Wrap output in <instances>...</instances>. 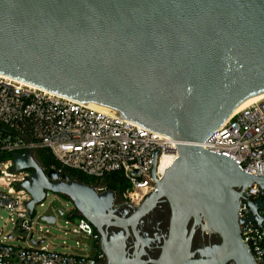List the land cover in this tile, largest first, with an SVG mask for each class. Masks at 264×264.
<instances>
[{
    "label": "water",
    "instance_id": "obj_1",
    "mask_svg": "<svg viewBox=\"0 0 264 264\" xmlns=\"http://www.w3.org/2000/svg\"><path fill=\"white\" fill-rule=\"evenodd\" d=\"M0 73L118 112L175 140L202 142L242 101L264 93V0H0ZM177 151L154 190L119 223L134 226L161 196L182 204L185 214L180 220L172 214L159 256L142 260L140 250L128 257L122 242L112 241L99 248L105 264H258L240 232L264 220L257 213L264 204L248 201L243 219L237 212L242 190L253 183L264 188V176L200 146L180 143ZM11 157L12 173L31 170L17 185L30 198V215L48 192L60 195L104 241L112 191L98 193L55 169L45 172L31 151ZM154 169L153 163L152 177ZM196 214L221 238L204 259L186 251L185 223ZM39 220L53 224L55 216ZM139 240L143 246L151 239Z\"/></svg>",
    "mask_w": 264,
    "mask_h": 264
},
{
    "label": "built area",
    "instance_id": "obj_2",
    "mask_svg": "<svg viewBox=\"0 0 264 264\" xmlns=\"http://www.w3.org/2000/svg\"><path fill=\"white\" fill-rule=\"evenodd\" d=\"M180 143L231 158L244 172L264 176V98L233 112L204 141L182 142L122 116L104 113L0 73V156L27 151L33 154L39 148H46L62 165L87 176L101 178L121 171L129 183L121 194L135 204L154 190L155 181L161 179L178 157ZM11 161L12 157L0 165ZM153 163L154 177L151 175ZM25 172L9 170L14 175L11 185L16 191H24L17 189V185L28 177L29 174L24 176ZM93 186L97 192L106 190L99 182ZM22 199L26 201L0 191V209L15 217L10 218L15 226L30 232L26 247L0 240V264H105L104 254L95 247L90 254H68L30 243L34 235L33 215L25 207L30 198ZM258 199L264 204V188L256 183L244 188L237 218H246L247 202ZM21 204L27 217L20 211ZM257 213L264 218V208ZM78 217L77 230L73 232L90 238L93 243L94 228L86 219ZM240 236L257 263L264 264V220L260 224L249 223Z\"/></svg>",
    "mask_w": 264,
    "mask_h": 264
},
{
    "label": "flooded vegetation",
    "instance_id": "obj_3",
    "mask_svg": "<svg viewBox=\"0 0 264 264\" xmlns=\"http://www.w3.org/2000/svg\"><path fill=\"white\" fill-rule=\"evenodd\" d=\"M30 171L31 170H26L24 176H27ZM105 191L108 190L106 189ZM112 192L114 193L113 202L103 213L104 216L109 217V221L112 222V224L103 225V242H101L102 235L94 229L96 234V238L93 242L94 247L99 249L102 244L109 247L112 241L118 242V244L122 242L121 247L125 251L126 256L134 257L136 253L142 250L140 259H156L161 252L163 239L168 233L171 216L174 214L176 219L180 220L185 214L183 205L176 202L171 204L168 198L161 196L156 204L137 220L134 226L128 225L124 228L119 225L120 221L128 219L141 201L132 204L126 201L118 191ZM73 211L74 214H76V210L74 209ZM185 232L186 238L190 235L186 250L190 259L206 258L209 250L219 245L221 242V238L218 234L205 228L204 221L198 214L189 216L186 220ZM122 236L125 237L122 239ZM139 239L151 240L142 246ZM145 264L154 263L148 262ZM225 264H233V262L228 261Z\"/></svg>",
    "mask_w": 264,
    "mask_h": 264
},
{
    "label": "rangeland",
    "instance_id": "obj_4",
    "mask_svg": "<svg viewBox=\"0 0 264 264\" xmlns=\"http://www.w3.org/2000/svg\"><path fill=\"white\" fill-rule=\"evenodd\" d=\"M10 167V163L0 165V191L13 194L24 202L26 200L22 198L27 197L28 194L24 191H16L15 187L11 185L14 175L9 174ZM16 176L19 177L20 175ZM19 208L27 217L22 204ZM73 210L72 203L66 198L50 192L47 193L44 201L36 205L35 214L32 217L33 224L31 226L34 234L32 239L34 241L44 239V242L38 245L39 247L68 254H90L94 250L90 238H82L73 232L77 230V224L79 223V217L74 215ZM43 214L54 215L55 222L47 224L39 220ZM11 217L13 220L15 219L14 216L0 209V240L15 246H29L28 237L30 232H24L18 226H15L14 222L10 220ZM9 235L12 238H7Z\"/></svg>",
    "mask_w": 264,
    "mask_h": 264
},
{
    "label": "trees",
    "instance_id": "obj_5",
    "mask_svg": "<svg viewBox=\"0 0 264 264\" xmlns=\"http://www.w3.org/2000/svg\"><path fill=\"white\" fill-rule=\"evenodd\" d=\"M33 157L45 172L50 169H55L60 173L68 175L71 179H77L78 181L86 184L93 185L96 182H99L107 190L114 192L118 191L120 194L129 186V183L125 181L121 171L110 172L101 178L87 176L77 170L62 165L61 162L53 156L51 151L46 148H39L35 150ZM10 158V154H4L0 156V162L9 160Z\"/></svg>",
    "mask_w": 264,
    "mask_h": 264
},
{
    "label": "bare ground",
    "instance_id": "obj_6",
    "mask_svg": "<svg viewBox=\"0 0 264 264\" xmlns=\"http://www.w3.org/2000/svg\"><path fill=\"white\" fill-rule=\"evenodd\" d=\"M27 84L31 85L32 87L36 88V89H39V90H45L47 92H50L51 94L53 95H56V96H59V97H63V98H66V99H69V100H72V101H75V102H78L82 105H85L87 107H91V108H94L96 110H99V111H102L104 113H107V114H111V115H118V116H122L126 119H129L130 121L138 124V125H142L144 126L142 123L132 119V118H129L125 115H122V114H119L118 112H115V111H112V110H109V109H106V108H103V107H100V106H97V105H94V104H91V103H88V102H85V101H82L80 99H77V98H74L72 96H69L65 93H62V92H59V91H56V90H53V89H50V88H47V87H44V86H41V85H38V84H33V83H28ZM264 98V93L262 94H259V95H256L254 97H251V98H248L244 101H242L236 108L233 112H238L240 110H242L243 108L249 106L251 103H255L261 99Z\"/></svg>",
    "mask_w": 264,
    "mask_h": 264
},
{
    "label": "crops",
    "instance_id": "obj_7",
    "mask_svg": "<svg viewBox=\"0 0 264 264\" xmlns=\"http://www.w3.org/2000/svg\"><path fill=\"white\" fill-rule=\"evenodd\" d=\"M40 241V240H39Z\"/></svg>",
    "mask_w": 264,
    "mask_h": 264
}]
</instances>
